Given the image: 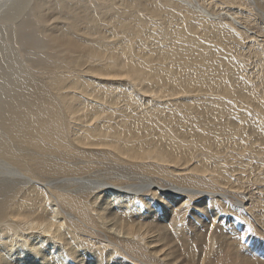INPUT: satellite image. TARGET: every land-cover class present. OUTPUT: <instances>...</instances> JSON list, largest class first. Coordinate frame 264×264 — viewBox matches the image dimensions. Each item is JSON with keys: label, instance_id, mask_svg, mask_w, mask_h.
Segmentation results:
<instances>
[{"label": "bare ground", "instance_id": "1", "mask_svg": "<svg viewBox=\"0 0 264 264\" xmlns=\"http://www.w3.org/2000/svg\"><path fill=\"white\" fill-rule=\"evenodd\" d=\"M222 1L231 7L221 9L226 13L216 15L218 20L201 6L180 1L207 22L184 17V26L169 34L155 27L157 20L176 17L171 0L14 1L8 19L14 22L9 38L16 50L0 49V90L10 89L0 104V163L8 167L0 172V264H133L127 257L181 264L165 229L168 221L143 222L145 217L163 216L162 209L174 213L167 229L182 241L181 222L191 198L234 203L252 214L247 203L225 192L180 186L227 182L209 164L220 148L218 143L213 149L209 132L216 121L211 103L202 98L195 105L172 104L193 87L208 90L200 70L210 74L227 67L226 75L235 73L216 42H244L249 34L248 43L256 44L244 5ZM84 2L93 14L78 13ZM4 3L0 0V11ZM53 8L56 13L48 14ZM146 37L157 46L137 47ZM263 46L250 45L249 53L262 56ZM244 53L239 51L242 60ZM177 73L187 77L176 79ZM225 92L234 95L232 88ZM239 92L248 95L249 87ZM143 107L152 114H144ZM198 160L203 163L197 165ZM105 165L117 171V180L93 178ZM127 171L142 174L138 183L128 185ZM167 179L178 185L162 191L157 181ZM101 233L106 243L95 240Z\"/></svg>", "mask_w": 264, "mask_h": 264}, {"label": "rangeland", "instance_id": "2", "mask_svg": "<svg viewBox=\"0 0 264 264\" xmlns=\"http://www.w3.org/2000/svg\"><path fill=\"white\" fill-rule=\"evenodd\" d=\"M14 1L15 0H5V3L2 5L3 9L0 11V49H4L2 51L6 53L16 50L17 46L11 42V38H9L10 28L13 26L14 22L9 21L8 13H10L11 9L14 7ZM171 1L175 4L173 7L176 8L175 11H172L176 14L174 20L172 22L168 20L156 21L157 26L155 29L161 31L164 34H169L172 31L182 28L184 26L183 18L187 17L190 20L191 15L193 18L197 19L198 22H207L205 20V16L200 15L188 8L185 9L180 7V1L201 6L204 10L208 11V14L212 15L215 20L221 19V17H215L219 13H226V11H222L221 9H229L231 7L230 5L224 4V1L222 0H213L212 2H204L202 0ZM238 1L240 3L239 5H244V8L247 10L248 18L253 19V22L246 20L244 21L249 25V30L251 33H255L257 35V45L254 43H248L252 41L251 38L253 37L249 34H245L244 42H239L235 39L234 42H231V40L228 38H226V40L222 38V43L216 42L217 44L222 45L221 48L226 52V56L231 58L233 61L236 69L235 73H227V75H231L228 77L226 75L227 67H225L222 72L218 71L213 73V71H211L210 74H205L206 70H200V75H207L206 87L208 90H200V87H193L190 93L180 96L179 102L176 100L172 104L175 106V108H178L182 105H195V103L201 102L202 98L208 100V102L211 103L210 105L212 109L210 110L212 113L214 111L213 116L216 117V121L210 125L209 132L211 133L212 141L214 143L213 149H216V146H218L217 144L219 143L221 150L219 148L217 157L214 160L209 161V164L212 169L217 171L218 175L223 176L227 180V182L222 185H213L211 183H201L198 181L184 183L182 181L183 183L180 186H195L197 189L201 190L211 192H225V194H228V196L239 198L247 203L252 214H244L241 210L235 207L234 203L212 199L213 203L210 205L209 198H191V205H186L189 210L186 212L181 222L182 231L180 233L183 237L181 239L183 242L179 240L174 229L170 227L167 229V225L172 221V216L174 213H168L169 210L166 212L165 209H162L163 216L157 215V217L152 220L149 218L145 219V217L144 220H142L143 222L154 221L153 223H158L165 220L168 221V224H165V229L166 231L168 230V235L172 236L170 238L173 240V242H176L177 244L176 247H178L179 251L177 252V255L179 256L178 260H181L182 262L181 264H202V261L204 260L205 264H264V231L262 230V226H264V55L256 56L249 53L250 45H252L254 49H257L259 43H264V0ZM73 3L75 5L78 2L76 1ZM78 8L81 9L78 10V13L82 15L90 13L93 14L94 12V9L91 8V6L86 2L79 5ZM54 9L55 8L48 10V14L50 11H54ZM46 12L47 10H45V14L47 15ZM16 16L17 15L14 16V19ZM213 18H210V20ZM220 35L222 36L223 34L220 33ZM157 44V41L154 39L146 37L142 40V42H137L136 46H145L148 49H153L157 46ZM182 48L183 47H181V49ZM262 49L264 50V46ZM239 51H243V53L245 52L243 54L244 60H242L241 56H238ZM3 56L4 53L0 52V63ZM21 56L26 59L29 57L25 53H21ZM241 63H243V65ZM188 68L189 67H187V71ZM32 75L35 79L42 82L41 77L36 72L32 73ZM179 77L187 76L183 75L182 73H177L175 78L178 79ZM119 85L126 87V84ZM165 87L168 89L171 88L169 85H165ZM226 87L234 89V92H229L234 95L229 96L225 92ZM242 87L245 89L246 87H249L248 95L239 92ZM250 89L251 91L253 89V91L251 92ZM240 94H243L244 98L240 97ZM9 95L10 89H6L4 91L0 90V104L6 101ZM215 109H218L216 111L218 114H220L219 117L216 116ZM141 110L148 116L152 114V111L146 107H143ZM220 124L222 126L232 128L234 131L229 132L228 129L222 127ZM218 125L221 126L222 131H217L216 127ZM219 140H221L222 143ZM198 157L199 158L196 159L202 158L200 155ZM205 157L207 158L208 155ZM198 161H195L197 165L203 163V161ZM7 168L8 167L5 164L3 165L0 163V172L6 171ZM132 172L133 171H127L128 174H125V176H128L130 179H132L128 182V185L138 183L140 177H142V174ZM94 176L96 177L93 178L105 176L106 179H108V182L117 180V177H119L117 171H111L108 165L98 168ZM157 182L159 184L161 183L162 188L160 189L162 191L166 190L163 189V187L174 189L175 186L170 185H178L176 180L167 179L158 180ZM167 184L168 186H166ZM248 193L250 194V200L246 198L247 196L249 198ZM203 203L206 206H204ZM157 204L160 205V202H156V205ZM158 205L157 207H159ZM196 207L199 208L197 209ZM160 219L162 220L159 221ZM195 219L196 221H194ZM196 222H198L197 225L195 224ZM260 225H262L261 228ZM103 235L104 234L101 233L98 236L102 238L101 240H95L106 243L104 240L105 237ZM256 238L258 240H256ZM247 244H249V246L251 244L252 247L247 246ZM40 247L41 246H39V248ZM254 250L257 251L255 252ZM253 251L257 257L253 255ZM127 259L133 264H151L149 262L151 260L147 259L144 261L141 260V262L133 260L131 257H127ZM41 261L42 260H40V262ZM157 261L158 263L152 264H164L159 262V260ZM174 264H176V262Z\"/></svg>", "mask_w": 264, "mask_h": 264}]
</instances>
